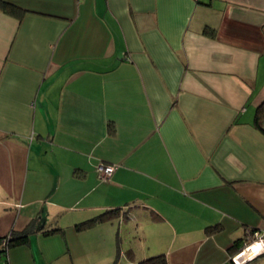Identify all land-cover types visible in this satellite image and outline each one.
<instances>
[{
    "label": "crops",
    "instance_id": "1",
    "mask_svg": "<svg viewBox=\"0 0 264 264\" xmlns=\"http://www.w3.org/2000/svg\"><path fill=\"white\" fill-rule=\"evenodd\" d=\"M0 1V238L34 227L0 264H232L264 232V0Z\"/></svg>",
    "mask_w": 264,
    "mask_h": 264
},
{
    "label": "trees",
    "instance_id": "2",
    "mask_svg": "<svg viewBox=\"0 0 264 264\" xmlns=\"http://www.w3.org/2000/svg\"><path fill=\"white\" fill-rule=\"evenodd\" d=\"M0 9L12 15L19 16L22 13V11H19L16 7L2 1H0ZM253 126L260 132L262 136H264V102H261L255 109ZM120 212H121L120 209L106 210L91 219L79 223L77 225V228L81 229L85 227H90L94 224L111 221L112 219L119 217ZM32 231H34V227L33 224H30L20 232H11L8 236L0 238L1 253L5 255L8 248L27 244L29 240L28 238ZM244 241H245L244 239H239L235 241L233 252L236 253L237 251H239L243 247ZM1 264H6V263L4 261ZM136 264H167V261L164 255H157L142 260Z\"/></svg>",
    "mask_w": 264,
    "mask_h": 264
},
{
    "label": "built area",
    "instance_id": "3",
    "mask_svg": "<svg viewBox=\"0 0 264 264\" xmlns=\"http://www.w3.org/2000/svg\"><path fill=\"white\" fill-rule=\"evenodd\" d=\"M95 170L102 180H108L114 172L115 166L100 163L95 167ZM254 244L258 246V249L253 251L251 256L245 257L243 254ZM261 256H264V232L246 231L243 247L234 253L230 260L232 264H246Z\"/></svg>",
    "mask_w": 264,
    "mask_h": 264
},
{
    "label": "rangeland",
    "instance_id": "4",
    "mask_svg": "<svg viewBox=\"0 0 264 264\" xmlns=\"http://www.w3.org/2000/svg\"><path fill=\"white\" fill-rule=\"evenodd\" d=\"M111 251H112L111 259H110V261L107 260V262H106L105 264H113L114 261H115V259H116V257H117V256H116L117 253H116L115 248H114V249L112 248ZM119 260L123 261V256H120ZM260 262H264V256L258 258V260H257L256 262H254V263H250V264H255V263H256V264H261ZM118 264H125V263H121V262H119ZM262 264H264V263H262Z\"/></svg>",
    "mask_w": 264,
    "mask_h": 264
},
{
    "label": "bare ground",
    "instance_id": "5",
    "mask_svg": "<svg viewBox=\"0 0 264 264\" xmlns=\"http://www.w3.org/2000/svg\"><path fill=\"white\" fill-rule=\"evenodd\" d=\"M257 249H258V246L256 244H254L243 255L245 257H249L252 255L253 251H256Z\"/></svg>",
    "mask_w": 264,
    "mask_h": 264
},
{
    "label": "clouds",
    "instance_id": "6",
    "mask_svg": "<svg viewBox=\"0 0 264 264\" xmlns=\"http://www.w3.org/2000/svg\"><path fill=\"white\" fill-rule=\"evenodd\" d=\"M257 259V258H256ZM255 260V259H254Z\"/></svg>",
    "mask_w": 264,
    "mask_h": 264
}]
</instances>
